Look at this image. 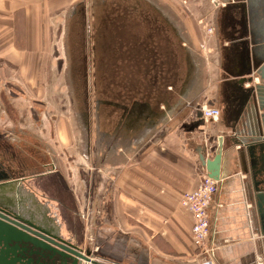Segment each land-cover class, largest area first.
<instances>
[{"label":"crops","instance_id":"0c3cea01","mask_svg":"<svg viewBox=\"0 0 264 264\" xmlns=\"http://www.w3.org/2000/svg\"><path fill=\"white\" fill-rule=\"evenodd\" d=\"M21 9L12 10L11 22H2L7 31L0 48V79H11L15 74L16 82L7 84L6 108L0 102V120L13 112L23 129L19 136L26 131L35 140L15 150L11 146L18 143L19 136L11 134V130H0V168L9 179H21L40 202H50L59 214L64 238L86 249L80 237L71 182L67 181V176L72 175L68 166L71 155L65 156L69 161L62 160L63 147L71 136L68 131H47V104L41 97L44 76L55 67L50 59L53 40L50 32L46 35L39 15L35 19L30 8ZM220 9L222 13L233 11L232 6ZM222 23H216L219 30L215 28L219 49L209 51L205 57L208 61L204 60L209 64L202 69L193 60L186 78L178 58L185 44L177 43L174 68L167 73L171 77L177 74L180 82L167 84L155 105L149 93L139 102L121 104L124 114H112L115 108L109 106L101 115L100 129L88 112L85 158L91 169H99L100 165L107 172L100 184L89 178L86 191L94 218H102L92 231V243L104 264H264V196L262 200L257 197L264 193L256 191L263 190V185L255 173L264 154L260 150L261 144L264 147V91L252 103L251 90L262 86L255 70L248 75L251 83H239L243 76L248 80L245 65L262 49L250 32L242 34L238 26L236 31L227 32ZM184 52L188 55L187 50ZM99 56L102 73L115 70L110 62L106 67L110 56ZM140 57V66L134 72L138 74L127 85L129 90L148 87L146 74L152 71L153 53L143 50ZM204 106L219 110L218 121L201 117ZM199 114L201 126L190 132ZM48 118L58 120L53 115ZM46 138L53 143L48 146L57 159H53L55 154L51 158L48 148L36 145ZM100 148L98 152L104 158L101 164L94 161ZM217 152L221 153L220 183L208 209L210 243L216 250L214 260L208 263L191 242L192 218L180 200L184 193L195 190L207 174L199 154L212 160ZM73 178L76 186L81 179Z\"/></svg>","mask_w":264,"mask_h":264},{"label":"rangeland","instance_id":"374dc122","mask_svg":"<svg viewBox=\"0 0 264 264\" xmlns=\"http://www.w3.org/2000/svg\"><path fill=\"white\" fill-rule=\"evenodd\" d=\"M93 1L97 3L100 0H0V48H2V46L5 44L3 34L7 31V27L4 28L5 26L2 24V22H11V13L13 9L22 8L21 10H25L24 8H30L32 11V16L37 19V16L39 15V18H42L43 24L45 23L44 31L46 35L48 36L49 32L51 34L53 40V48L51 46L53 56H51L50 59H52L51 62L55 64V67L53 68L52 72L46 73L44 76L45 84L43 85L41 83L43 89L41 97L42 100H46L47 104V131L53 132V134L57 131L59 134L62 131H68L69 135L71 136V141L68 142L69 144L63 147L64 149L62 150V154L64 153L63 151H65L66 154L64 153L62 155V160L64 162L69 161L65 158L71 155L69 158L71 162L68 163V166H71L72 170L70 173L72 174V177L67 176V181H69V183L71 182V185L69 186L71 188L72 195H74L75 199L74 201L79 219L78 222L81 227L80 237L81 239H83V248L86 249H94L92 243V231L94 228H96L97 224L99 223L97 221L102 220L101 217H98L97 219L94 218L95 211L93 212L92 208L86 201V191L89 187L87 180L92 177L94 179H97L100 184L101 177L107 176V172L106 170L104 171L103 169H101L100 165L99 169H91V164L88 163L85 158V156L88 155L86 152L88 151L86 145L88 140L85 136L86 131L84 132L86 128L85 121L86 118H88V112H91V105H89V107L87 105V101H89V98L87 99L86 97V99L84 100L83 93L85 92V90L83 89V85L81 84L82 82L79 80L78 74H75V76L77 75V78L74 76V78L72 79L66 69L67 55L70 53L75 54L71 39L67 40L68 37L66 36V30L68 26L67 21L72 11L76 10V8L80 5H88L89 7ZM139 1L142 2L143 0ZM145 1L149 3L150 7L148 8L153 9L154 6L157 7V10L163 13L162 18L167 20L168 25H170L172 31V35L167 33V38L169 39V41H172L174 39L173 43L176 45L177 43L178 45L185 44V46H182V48L187 50V52L189 51V53L191 54V64L194 60V64H199V68L201 69L204 65L209 64L208 62L206 64V62L204 61L207 60L205 59V57L208 56L209 51L217 50V48L219 49V42L216 39L217 32L215 31V27L213 25L215 12L217 11L214 6L215 4L212 2L213 0ZM3 11H5V13ZM93 21L91 20V23L94 24V26L99 25L98 20L94 19ZM96 48H103L100 46L99 41L96 45ZM8 51L10 52V50ZM90 52L91 54L93 53V51L90 50L87 53ZM179 54L181 55L179 57V60L181 61L184 58L183 56L185 55V52L181 51L179 52ZM99 60V53H96L92 65L91 61H86L85 69L86 71H88V73L90 72L88 86H91L92 76L95 75L96 72L92 71V69L94 68L93 64H98ZM99 74L100 76H102L101 69L98 72V75ZM12 76L13 77L11 79L10 76L4 79H0V91H2L0 92V102L3 104L4 108H6V96L4 92L8 86L7 84L16 82V75L14 74ZM68 81L69 83L70 81L72 83L71 88L69 86ZM91 99L93 98L91 97L90 100ZM98 103L99 101L96 100L93 103L95 107V114H99V110L96 109ZM50 115L55 116V119L58 120H56V122L51 121L48 118L50 117ZM3 119L5 120H0L1 131L2 129L11 130V134L15 133L17 136L21 135L20 132L23 129L21 128L18 119L14 117L13 112H7V114L3 116ZM101 126L102 125H99L97 126V128H101ZM24 133L25 134H22V136H19L20 140H18V143L11 146V148L17 150L16 147H19L21 149L20 145L29 146L34 143L35 138L32 136H27L28 134L26 131ZM46 141L38 142V140H36V142L38 143H35L39 146L40 149L46 150V148H48L52 158L55 153L53 152V149L48 146V144L53 143H51L48 138H46ZM40 143H42V145ZM100 150H102V148L97 149V152H95L94 161L101 164V161H103L104 158H102V153L98 152ZM54 156L56 157H53V159L58 158L56 154ZM51 158L47 156V160L50 162L52 161ZM82 172L84 174H82ZM73 177H75L76 179H81L78 183H76V186L74 185V182H76L77 180H75ZM5 194L6 195L2 194L0 200H2L3 203H5L6 205L11 206L12 209L16 208L20 211H26L27 214H29V212H32V214L39 213V207L35 206L33 203L27 200L24 195H16L11 191H9L8 194ZM28 216H30V214ZM38 219L40 224L49 227L48 223L41 217H39ZM65 235L66 234L61 231V236Z\"/></svg>","mask_w":264,"mask_h":264},{"label":"flooded vegetation","instance_id":"af4514ba","mask_svg":"<svg viewBox=\"0 0 264 264\" xmlns=\"http://www.w3.org/2000/svg\"><path fill=\"white\" fill-rule=\"evenodd\" d=\"M127 1L123 0L121 2L122 4H125L123 8L126 7V5L128 6L125 13L119 12L121 9L118 11L117 7H119V3H116L115 0H100L97 3L93 1L89 7L88 5H80L76 8V10L72 11L67 21L68 26L66 36L68 37L67 40L71 39L75 54L70 53L67 55L66 69L72 79L76 73L78 74L79 80L82 82L81 84L85 90L83 93L84 100L86 97L87 99L89 98L87 105L88 107L91 105V112L89 113L95 118L96 128L101 125V115L104 111H108L109 106H113L115 108L112 111V114L114 115H117L118 111H122L123 114L126 112V110L120 108V105L126 101V93L125 91L118 92L119 94L117 93L118 95H116L117 98L114 99L108 97L106 90L101 91L97 88L96 84H100V81L98 83V80H95L96 77L94 76H96V73L92 76L91 86H88L90 72L88 73L85 69L86 61H91L92 65L95 53H100V55L103 54L104 57L102 58L104 59L107 58L106 56H110V61H107L106 67L109 65V62L114 64L116 60H119L123 62H121L123 67L127 68L132 66L135 70H137L141 63L140 54L143 51L142 49L145 48V50L148 51V49L151 48L152 44L155 42L158 34H162L161 42L163 48L161 47L158 52L163 56H166V65L170 68H174L173 64L175 63V53L170 46L171 44L173 45L174 39L172 37L173 40L169 41L167 38L168 34L172 35V31L167 20L162 18L163 13L157 10V7L153 6V9L148 8L150 7L149 3L145 0L142 2L139 0ZM212 2L215 4L214 6L217 10L215 12L213 22L215 28L218 27V30L219 26L216 23L219 24L220 21H223L221 26L223 28L226 27V31L227 29L236 31V26H238L242 34L248 32L253 34V25L258 23L259 19H261V24L264 25V0H213ZM229 6H232L233 8L231 13H222L223 11H220V8ZM94 19L98 20V26H94V24L91 23V20L93 21ZM153 19L156 21L155 23L158 24V28L155 25L153 26ZM215 21L217 22L215 23ZM142 23H146V25ZM153 29H155V32ZM148 37L153 39L148 40L150 39ZM98 41L100 46L103 47L102 49L96 48ZM89 50L93 51V53H87ZM180 51L184 52V49H181ZM156 52L157 51H155V53ZM187 53H189V51ZM115 54L117 58L115 57ZM180 56L181 55L179 54L178 58ZM183 57L184 58L180 61V63L183 65L186 78L187 74L191 71L192 64L190 55H187L185 52ZM93 65L94 68L92 71L102 70V66L100 64ZM155 65L156 63L153 60V66ZM137 74L138 73H135V76ZM102 75H107L106 79H101L99 74V80L113 83L114 79H109L111 78L109 73H102ZM75 77L77 78V75ZM125 79L126 76H123L122 80ZM173 82H180L177 74L174 75ZM71 84L72 83L70 81V88ZM112 90L114 89L110 88L109 94H111ZM91 97L93 99L90 100ZM100 97L104 98V102H102ZM95 100L99 101L98 106L96 107V109L99 110V114H95V107L93 104ZM89 127L90 125H88V129ZM115 127L116 124L114 128ZM85 131H87V129H85L84 132Z\"/></svg>","mask_w":264,"mask_h":264},{"label":"water","instance_id":"95a60500","mask_svg":"<svg viewBox=\"0 0 264 264\" xmlns=\"http://www.w3.org/2000/svg\"><path fill=\"white\" fill-rule=\"evenodd\" d=\"M260 21L261 19L253 25V36L255 41H260L262 53L257 52L252 60H248L247 64H244L246 66L244 75L250 76L251 71L255 70L259 80L262 81V86H254L251 90L252 103H254L255 96L260 91H264V25ZM249 76L248 80L243 76L239 83L242 85L246 81L251 83ZM197 118L198 120L190 126V132L198 130L201 126L200 114ZM260 150L263 152V144L260 145ZM199 161L205 167L207 175L219 181L221 153L217 152L212 160L205 159L204 155L200 153ZM259 162L255 173L261 177L260 183L263 185V190L256 188V191L264 193V154H261ZM9 191L16 195H24V197L31 195V203L39 207V213L29 212L30 216L24 214L27 219L22 216L24 211H21L22 214L16 213L14 210L16 208L12 209L11 206L9 207L0 200V264H81L82 261L89 260V256H91L89 250L83 252L70 240L61 236L62 223L57 209L52 211L50 203L40 202L36 195L30 190L28 191L21 179H9L8 175L0 168V197ZM263 196V194H257L261 200ZM39 217L46 218L48 222H50L49 220L55 221L52 233L40 227ZM91 264L103 263L94 261Z\"/></svg>","mask_w":264,"mask_h":264},{"label":"trees","instance_id":"16d2710c","mask_svg":"<svg viewBox=\"0 0 264 264\" xmlns=\"http://www.w3.org/2000/svg\"><path fill=\"white\" fill-rule=\"evenodd\" d=\"M115 2L119 3V7H117L118 11L121 9L119 12L125 13L128 6L126 5V7L123 8V6H125V4L121 3L122 0H115ZM150 14H152V13H150ZM155 22L156 21L153 19V26L155 25L158 28V24H156ZM142 24L146 25V23H142ZM153 30L155 32V29H153ZM148 38H150V37H148ZM151 39H153V38H150L148 40H151ZM161 39H162V34H160V35L158 34V36L155 39V42L153 43L154 45L152 44L153 48L151 47L148 49V51H152V53H153L152 65H151L152 71L150 73L146 74V79L148 80V81H146V83H147L148 87L141 88V89L136 87V88H131L129 90L127 85L134 82V80H135V73L134 72H136V70L132 66L125 68L122 65V63H123L122 61L116 60L114 63L115 70H112L109 72V76L111 77L109 79L113 78L114 79L113 83L99 80L100 78L103 80L106 79L107 75L106 76L102 75L99 78V75H98L99 71L95 70L96 71L95 72L96 76H94V77H96L95 80H98L97 81L98 83L100 81V84H96L97 88L101 91L106 90L107 96L110 98H113V99L117 98L116 95L119 94L118 92L125 91L126 102H135V101L139 102L141 100V98L148 97L149 93H150V96H152L153 105H155L154 103L156 101H159V99L163 96L162 93L164 92L165 86H167V84H169L171 81H173V77H174V75H176V74H172L173 76L171 77V75L169 73H167V71H169L170 67L166 65V56L165 55L163 56L162 54H160L158 52L162 47ZM142 41L144 42L143 39H142ZM93 44H94V42H93ZM170 46L173 49L174 53L177 55L178 54L177 45L173 43V45L171 44ZM142 50H145V48ZM155 51H157V52L155 53ZM99 55H100V53H99ZM115 57L117 58L116 54H115ZM100 58H101V56H100ZM153 60L156 63L155 66H153ZM123 76H126L125 80H122ZM128 81H129V83H128ZM143 84L146 85L145 83H143ZM149 86H150V88H149ZM110 88L114 89L111 91V94H109ZM122 89H124V90H122ZM142 106H147L146 108L149 107L148 105H142Z\"/></svg>","mask_w":264,"mask_h":264},{"label":"built area","instance_id":"2783aa9c","mask_svg":"<svg viewBox=\"0 0 264 264\" xmlns=\"http://www.w3.org/2000/svg\"><path fill=\"white\" fill-rule=\"evenodd\" d=\"M201 117L205 121L216 122L219 119L220 112L214 107H202ZM220 181L210 178L206 172L201 177V181L195 190L184 193L181 196V207L190 214L192 218L191 227V242L206 262H212L215 257V247L210 243V219H209V205L212 197L218 190ZM91 256L88 261H82L81 264H91L94 261L101 262L94 249L89 250ZM259 263L261 260H258Z\"/></svg>","mask_w":264,"mask_h":264},{"label":"bare ground","instance_id":"6f19581e","mask_svg":"<svg viewBox=\"0 0 264 264\" xmlns=\"http://www.w3.org/2000/svg\"><path fill=\"white\" fill-rule=\"evenodd\" d=\"M23 184H24V183H23ZM24 185H25V184H24ZM26 188H27V187H26ZM27 189H28V188H27ZM28 191H29V189H28ZM11 192H12V191H11ZM4 193H5V192H4ZM7 194H8V193H7ZM10 194H11V193H10ZM33 194H34V193H33ZM5 195H6V194H5ZM34 195H35V194H34ZM9 196H10V195H9ZM11 196H12V195H11ZM30 196H31V195H30ZM30 196L28 195V196L26 197V199H29V201L32 202V201H31V200H32V199H31L32 196H31V197H30ZM33 198H34V197H33ZM6 199H7V198H6ZM12 199H13V198H12ZM23 199H24V198H23ZM8 200H9V199H8ZM24 200H25V199H24ZM22 203H23V202H22ZM19 204H21V203H19ZM23 204H24V203H23ZM14 205H15V203H14ZM29 205H30V203H29ZM35 206H36V205H35ZM9 207H10V206H9ZM16 207H17V206H16ZM21 208H22V206H21ZM14 210H15L16 213H19V214L21 213V211L18 210V209H14ZM38 211H39V210H38ZM40 211H41V210H40ZM24 214H27V213L24 212L23 215H22L23 217L27 218V216H25ZM47 215H48V214H47ZM48 217H50V216L48 215ZM41 218H42V217H41ZM27 219H28V218H27ZM42 219L45 220V221L48 223V226H49V227L44 226V225H42V224H40V227L52 233V232H53V231H52V230H53L52 227H54L55 221L49 220L50 222H48L46 218H42ZM32 221H33V220H32ZM34 221H35V220H34ZM51 222H52V223H51Z\"/></svg>","mask_w":264,"mask_h":264}]
</instances>
